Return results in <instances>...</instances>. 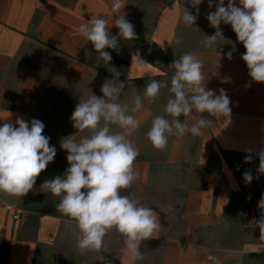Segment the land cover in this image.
Returning a JSON list of instances; mask_svg holds the SVG:
<instances>
[{
    "label": "crops",
    "instance_id": "obj_1",
    "mask_svg": "<svg viewBox=\"0 0 264 264\" xmlns=\"http://www.w3.org/2000/svg\"><path fill=\"white\" fill-rule=\"evenodd\" d=\"M111 4L0 0V124L14 123L17 117L38 119L57 151L26 196L0 195V264H213L209 255L221 264H264V239L259 228L249 226L262 214L258 202L264 194V174L257 172L258 156L245 162L247 149L264 145V83L248 75L241 59L246 49L230 25H220L226 41L217 52L203 46V34L215 32L206 19L215 11L208 0L199 5L193 28L181 21L183 8L195 15L190 0H125L122 11L137 38L119 39L117 49H107L110 65L125 83L121 103L134 91L142 94L152 78L167 80L170 86L173 73L168 66L186 52L203 61L206 87L217 95L224 89L231 100L230 119L203 113L214 121L203 135L171 137L164 151L155 149L146 133L153 117L162 114L168 89H161L155 103L135 114L142 120L131 138L140 153L135 162L139 179L122 194H134L152 207L161 224L157 237L141 243L144 259L133 262L122 251L124 238L115 230L105 237L99 253L80 254L75 222L56 210L59 198L40 190L46 179L69 167L61 140L74 136L78 141L87 134L73 127L70 117L76 105L91 92L102 96L101 85L113 79L109 66L78 30L81 23L103 17L116 35ZM233 44L229 60L224 54ZM139 59L146 64L141 66ZM245 171L252 173L251 184L243 179Z\"/></svg>",
    "mask_w": 264,
    "mask_h": 264
},
{
    "label": "clouds",
    "instance_id": "obj_2",
    "mask_svg": "<svg viewBox=\"0 0 264 264\" xmlns=\"http://www.w3.org/2000/svg\"><path fill=\"white\" fill-rule=\"evenodd\" d=\"M203 2L190 0L195 15L183 8L181 21L185 25L193 28L199 16V5ZM214 5L215 11H210L206 19L215 32L211 36L203 34V46L217 52L218 45L226 41L220 25H230L237 41L246 49L241 59L246 63L248 75L253 81L264 83V0H227L226 6L225 0H208L209 9ZM111 7L116 13L112 25L119 30L116 35L111 34L109 21L103 17L81 23L78 30L109 66L113 79L105 80L101 85L102 96L91 92L76 105L70 117L73 127L77 132L87 134L78 141L74 136L61 140L69 167L62 175L46 179L40 190L59 198L56 210L75 222V247L80 254L99 253L104 249L105 237L115 230L124 238L122 251L133 262H138L144 259L141 243L157 237L161 224L152 207L141 204L134 194H122L139 179L135 162L140 153L131 138L142 120L135 114L155 103L161 89H168L170 95L162 106V114L153 117L146 133L152 146L164 151L171 137L203 135V129L214 124L213 120L202 116L203 113L216 120L230 119L231 100L224 89L217 95L206 87L203 61L186 52L168 66V71L173 73L170 86L167 80L152 78L142 94L134 91L126 103H121L125 83L119 79L120 72L110 65L112 56L107 49L115 50L119 39L132 41L137 35L134 25L122 11L125 0H112ZM176 43L180 41L177 39ZM234 52L235 44L224 55L231 60ZM135 56L139 58V52ZM140 64L146 63L140 60ZM112 126L118 131H113ZM44 128L40 120L29 122L22 117H17L14 123L0 124V195L26 196L33 190L40 174L53 162L57 151L55 146H50V137L43 135ZM246 151L245 162L250 163L253 155L258 156L257 172L264 174V145L259 150ZM242 175L245 183L251 184V171ZM258 207L262 210L261 217L249 226L259 228L264 239V194ZM96 259L104 261L101 255ZM207 259L213 264H221L214 255Z\"/></svg>",
    "mask_w": 264,
    "mask_h": 264
}]
</instances>
